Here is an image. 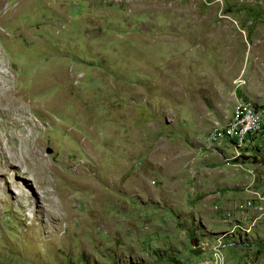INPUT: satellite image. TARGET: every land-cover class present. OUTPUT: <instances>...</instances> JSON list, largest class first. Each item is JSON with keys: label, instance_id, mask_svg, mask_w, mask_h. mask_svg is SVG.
Segmentation results:
<instances>
[{"label": "rangeland", "instance_id": "rangeland-1", "mask_svg": "<svg viewBox=\"0 0 264 264\" xmlns=\"http://www.w3.org/2000/svg\"><path fill=\"white\" fill-rule=\"evenodd\" d=\"M0 82V264H264V0H0Z\"/></svg>", "mask_w": 264, "mask_h": 264}, {"label": "built area", "instance_id": "built-area-1", "mask_svg": "<svg viewBox=\"0 0 264 264\" xmlns=\"http://www.w3.org/2000/svg\"><path fill=\"white\" fill-rule=\"evenodd\" d=\"M209 145L255 148L264 142V106L247 99L236 101L226 122L212 125L206 136Z\"/></svg>", "mask_w": 264, "mask_h": 264}, {"label": "bare ground", "instance_id": "bare-ground-1", "mask_svg": "<svg viewBox=\"0 0 264 264\" xmlns=\"http://www.w3.org/2000/svg\"><path fill=\"white\" fill-rule=\"evenodd\" d=\"M1 87L3 88V84L0 82V88ZM28 103L30 102L25 98H21L17 92H12V91L9 92L7 89L3 90V92L2 91L0 92V106L1 107L8 106L9 109H17L18 111H21L22 113H24L23 111L25 110L26 107H28L29 105ZM26 140H28V138ZM34 151L37 152V150H34ZM34 151H32V153H34Z\"/></svg>", "mask_w": 264, "mask_h": 264}, {"label": "crops", "instance_id": "crops-1", "mask_svg": "<svg viewBox=\"0 0 264 264\" xmlns=\"http://www.w3.org/2000/svg\"><path fill=\"white\" fill-rule=\"evenodd\" d=\"M219 146V145H218ZM221 147H224L223 145H220Z\"/></svg>", "mask_w": 264, "mask_h": 264}]
</instances>
